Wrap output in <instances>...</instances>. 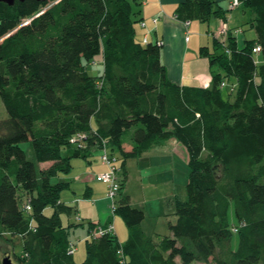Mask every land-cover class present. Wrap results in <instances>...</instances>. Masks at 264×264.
<instances>
[{
  "label": "trees",
  "instance_id": "1",
  "mask_svg": "<svg viewBox=\"0 0 264 264\" xmlns=\"http://www.w3.org/2000/svg\"><path fill=\"white\" fill-rule=\"evenodd\" d=\"M240 1L254 36L238 44L228 28L224 45L212 36L211 49L200 47L212 67L207 87L169 80L160 44L136 38L140 0L0 1V238L20 236L19 264H264V61L253 52L260 45L264 54V0ZM210 15H223L214 0L177 8L186 21ZM97 55L102 73L91 75L86 66ZM76 133L80 146L70 141ZM170 137L186 151V199L175 200L169 233L155 238L122 190L124 163ZM104 145L121 167L119 197L107 196L127 237L119 242L111 223L77 216L88 234L77 262L75 224L60 219L71 212L60 195L68 182L50 179L68 172L72 158L99 151L101 160Z\"/></svg>",
  "mask_w": 264,
  "mask_h": 264
},
{
  "label": "rangeland",
  "instance_id": "2",
  "mask_svg": "<svg viewBox=\"0 0 264 264\" xmlns=\"http://www.w3.org/2000/svg\"><path fill=\"white\" fill-rule=\"evenodd\" d=\"M243 7L239 5L236 8H232L228 11V15L231 17V29L237 36L238 40L243 38H250L254 36L253 29H247L249 26L248 20L252 16L249 11H243ZM28 19L25 20V22ZM239 27H243V32H240ZM239 29V31H237ZM218 29L214 32L215 39L220 42V36L217 35ZM240 32V33H239ZM207 33V32H206ZM217 35V36H216ZM228 36V31H227ZM242 41V40H241ZM202 46H207L209 49L212 48L213 37L203 36L201 40ZM254 57L257 61H264V54L261 52H256ZM100 55L94 58L86 66L87 72L91 75H100L102 73V60ZM98 62V63H96ZM6 116V111L2 100L0 98V117ZM21 148L24 150L26 157L28 159H33V151L29 141H24L20 143ZM124 147H126L124 145ZM127 149V147H126ZM61 153L64 155L65 150L62 149ZM98 157V153H93L92 161L93 164ZM89 158L84 159L81 157H75L71 159V168L68 172H59L57 175L53 176L50 181H66L68 182V188L63 189L60 193L61 199L68 204L71 208L70 213L61 212L60 219L61 222L66 225L71 222L72 229L69 232V241L73 242L76 247V257L80 253L81 248L85 252V239L87 238L86 225H80L77 221V215L82 218L83 223L88 221H95V207L90 198L84 197L83 192L86 185L90 186L89 182H85L84 177H86V172L90 171V166L88 163ZM131 157L126 161L127 165V177L124 182V188L122 189L125 193H129L132 200L136 199L137 202H130L139 206V208L148 210V215L150 220V227H152L155 221L159 227L160 224L172 223L175 220L174 212V202L176 199L185 200L186 199V181L189 176V167L187 164V155L184 146L177 139L171 137L170 143L167 144L166 153L163 155L154 154L152 157H147L146 159ZM50 162L38 163L37 169L43 166H48ZM85 172V174L83 173ZM96 179V178H95ZM91 182V181H90ZM93 186V185H91ZM115 200L118 199L119 193L115 194ZM108 207L111 211L110 204L111 200L108 198ZM52 212V207H46L44 213L49 215ZM229 217L231 221L233 220V206L229 207ZM94 215V218H93ZM122 222V228L118 231V241H121V233L126 234L127 230L123 220L116 214H113ZM92 219V220H91ZM168 229V228H167ZM154 233L161 234V231L154 230ZM120 233V234H119ZM168 230L163 232L161 235L168 234ZM123 234V235H124ZM4 238H0V264L1 260L9 256L12 264H19V259L22 256V240L20 236L11 234L10 232H5ZM122 235V236H123ZM154 235V234H153ZM235 236V235H234ZM156 238V235H154ZM126 239V238H125ZM82 251V252H83ZM192 264H199L194 261ZM203 264V263H201ZM204 264H213L211 262Z\"/></svg>",
  "mask_w": 264,
  "mask_h": 264
},
{
  "label": "crops",
  "instance_id": "3",
  "mask_svg": "<svg viewBox=\"0 0 264 264\" xmlns=\"http://www.w3.org/2000/svg\"><path fill=\"white\" fill-rule=\"evenodd\" d=\"M214 1L222 9V16L210 15L208 16L207 20L190 18L187 20L186 24V19L184 20L177 17V8L179 5L183 4L185 0H140V5L138 7V17H140L145 22V25H137L136 38L140 40L146 36L148 41L160 43V59L166 68L167 77L172 82L177 84L199 85L203 87L210 85L212 67L208 58L202 55L199 51L200 47L202 46V37H212V34H214L217 29L221 28L224 23L228 28L233 27L230 23L231 17L228 15V4L231 0ZM243 11L245 12L247 10ZM155 17L157 20L154 23L152 22V18ZM247 27V29H252L249 26ZM239 29L241 33H244L243 27H239ZM235 38L238 44H242V42L246 39L245 37L238 40L236 35ZM170 138L163 143L153 145L150 149L139 155L138 158L142 160L146 159L147 157H152L154 154H165L167 144L170 143ZM125 146L128 149L131 145L126 144ZM93 153L88 157L89 160H87L88 163H90V171H87L86 177H84L85 182H89L90 184V186L86 185L85 187V190L89 187V196L87 198L91 199V202H93L92 204L95 207L96 219L93 222H96L100 225L111 223L113 225L115 234L118 236V230L122 228V222L116 218L115 215L111 214L109 210V200L107 196L108 188L106 184L97 180L96 178L97 173L103 172L107 169L106 164L100 160L99 151L95 152L98 153V157L92 164L91 161ZM127 159L128 158L125 159L124 163V168L126 169L125 177H127ZM83 173L85 174V172ZM128 196L129 202H137L136 199L132 200V197L129 193ZM134 206L139 207L135 204ZM147 213L148 210L145 212V217L141 225L146 234L153 235L156 228L157 231L159 230L162 233L168 230L165 224H160L159 227H157L158 224L155 221L153 222L152 227H150L151 223L148 222V219L150 220V218H148L149 215ZM123 234L121 233L122 242L126 238V234ZM236 245L237 240L234 239L232 247L235 248ZM75 251L76 250H74L72 254L74 260L77 262L82 261L85 257V252L81 248L80 253L76 257Z\"/></svg>",
  "mask_w": 264,
  "mask_h": 264
},
{
  "label": "built area",
  "instance_id": "4",
  "mask_svg": "<svg viewBox=\"0 0 264 264\" xmlns=\"http://www.w3.org/2000/svg\"><path fill=\"white\" fill-rule=\"evenodd\" d=\"M240 3H241L240 0H231L229 2V4H228V9L236 8V7H238L240 5ZM156 20H157L156 17L152 18V22L155 23ZM186 24H187V21H186ZM144 25H145V22L143 20L140 21V26H144ZM227 31H228V27H227V25L225 23L222 25L221 28L218 29L217 35L220 36L219 37L220 38V43L222 45H224V43L226 42ZM237 31H239V29H237ZM212 36L215 37V34H212ZM141 41L143 43H146L147 42L146 36H144L141 39ZM260 50H261L260 45H256L253 48V52L254 53L260 52ZM226 52H228V50H226ZM225 85H227L225 82L221 83L222 87L225 86ZM234 87H235V85L231 84L230 88L233 89ZM83 138H84L83 133H76L70 138V141L71 142H75V144L77 146H80L81 140ZM101 161L104 164H106L107 169L105 171H103V172L98 173L96 175V178L99 181L107 184V186H108V196L112 199L115 196V194L117 193L118 189H119V177H118V175H119V172L121 170V167H120V164H118L117 157L112 152H110V150H108L106 145H104V148L102 150ZM27 206L28 205L26 203L25 207H27ZM114 209H115V205H114V203H111V211L113 212ZM111 230H112V226L108 225L106 228L98 229V231L96 233L101 235V234H103L105 232H108V231L110 232ZM233 230L235 231L236 229H233Z\"/></svg>",
  "mask_w": 264,
  "mask_h": 264
},
{
  "label": "water",
  "instance_id": "5",
  "mask_svg": "<svg viewBox=\"0 0 264 264\" xmlns=\"http://www.w3.org/2000/svg\"><path fill=\"white\" fill-rule=\"evenodd\" d=\"M0 1L6 2V3H8V4H12L14 0H0ZM1 264H12V263H11L10 258L5 257V258H3V259L1 260Z\"/></svg>",
  "mask_w": 264,
  "mask_h": 264
}]
</instances>
